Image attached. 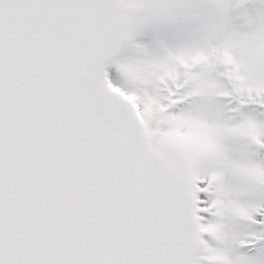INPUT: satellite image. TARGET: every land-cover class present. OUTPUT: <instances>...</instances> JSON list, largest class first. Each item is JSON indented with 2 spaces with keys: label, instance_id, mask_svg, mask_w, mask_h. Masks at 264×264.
<instances>
[{
  "label": "snow or ice",
  "instance_id": "snow-or-ice-1",
  "mask_svg": "<svg viewBox=\"0 0 264 264\" xmlns=\"http://www.w3.org/2000/svg\"><path fill=\"white\" fill-rule=\"evenodd\" d=\"M0 264H264V0H0Z\"/></svg>",
  "mask_w": 264,
  "mask_h": 264
}]
</instances>
